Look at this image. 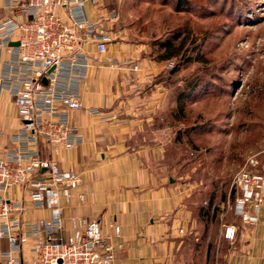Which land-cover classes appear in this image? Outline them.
I'll return each instance as SVG.
<instances>
[{
	"label": "rangeland",
	"instance_id": "374dc122",
	"mask_svg": "<svg viewBox=\"0 0 264 264\" xmlns=\"http://www.w3.org/2000/svg\"><path fill=\"white\" fill-rule=\"evenodd\" d=\"M101 8L97 12L116 9V22L108 25L113 40L136 48L127 57L152 67L142 84L133 81L145 68L126 73V95L135 98L136 110L125 117L138 119L127 144L148 151L151 173L165 176L171 197L158 240L130 243L122 234L127 262L248 261L242 234L259 222L235 216L234 180L243 169L264 174V0H104ZM168 40L180 52L163 58L170 55L163 47ZM184 92L190 96L182 107ZM227 224L238 226L235 241L223 237Z\"/></svg>",
	"mask_w": 264,
	"mask_h": 264
},
{
	"label": "built area",
	"instance_id": "2783aa9c",
	"mask_svg": "<svg viewBox=\"0 0 264 264\" xmlns=\"http://www.w3.org/2000/svg\"><path fill=\"white\" fill-rule=\"evenodd\" d=\"M90 4L101 10L104 0H6L11 14L0 19V47L11 59L4 65L0 90L11 94L22 124L0 156V238L9 243L0 264H117L125 248L121 226L110 224L113 232L106 234L99 219L72 217L71 232L65 233V207L82 179L43 153L84 142L69 110L83 107L79 92L95 59L88 48L106 54L113 41L108 24L117 19L116 9L90 18ZM234 186L235 216L244 224H257L264 174L243 169ZM11 187L23 195L7 197ZM28 208L48 210L50 216L28 220ZM238 233L236 224H227L223 237L232 242Z\"/></svg>",
	"mask_w": 264,
	"mask_h": 264
},
{
	"label": "crops",
	"instance_id": "0c3cea01",
	"mask_svg": "<svg viewBox=\"0 0 264 264\" xmlns=\"http://www.w3.org/2000/svg\"><path fill=\"white\" fill-rule=\"evenodd\" d=\"M5 3L6 0H0V19L11 14ZM87 10L90 18L97 17L93 5H88ZM132 51H136L133 44L122 39H114L103 55L98 54L94 46L88 48V53L95 59L80 89L86 109L71 112V120L84 142L72 149L58 147L55 153L53 150L51 153V149H43L44 155H52L63 169L77 171L82 176L80 187L65 207V233L71 232L72 217L83 216L99 218L106 232L110 231V223H118L124 239L130 243L156 241L162 235L158 232L165 223L160 218L170 210V188L165 189L164 175L151 173L152 169L147 164L151 162L147 161L148 151L133 150L127 144L132 139V130L136 129L138 119L125 117V114L136 110L131 108L135 98L126 95L125 82L131 78L126 73L132 66L145 68L144 74L137 73L139 77L133 81L142 84L148 80L146 67L152 68L146 61L127 57L133 54ZM10 59L11 53L0 47V77ZM91 109H99L101 113H93ZM144 110L147 112L149 109ZM21 124L11 94L0 90V156L12 146V136ZM22 195L20 188L11 187L6 196L14 199ZM80 195L85 196L84 202ZM159 195H162V204ZM163 204L167 205L166 209ZM24 216L28 220H36L49 217L50 212L28 208ZM240 246L248 254V261L245 258L243 263L264 264V205L259 223L242 234ZM8 248V240L0 238V262L2 252ZM123 253L118 254L117 264H130V260L127 262L130 254ZM25 254L30 256L27 250ZM153 256L158 258L157 252ZM136 258L132 261L135 262Z\"/></svg>",
	"mask_w": 264,
	"mask_h": 264
},
{
	"label": "trees",
	"instance_id": "16d2710c",
	"mask_svg": "<svg viewBox=\"0 0 264 264\" xmlns=\"http://www.w3.org/2000/svg\"><path fill=\"white\" fill-rule=\"evenodd\" d=\"M163 47L166 49V52L168 51V53L170 54L167 57H163V58H171L172 56L178 55L179 52H180L179 49H176V47L173 45V43L171 41H169V40L164 42ZM181 94L178 97V102L183 107V99L182 98H184L185 96L189 97L190 96V92L189 93H185L184 92V93H181ZM254 172H258V171H254ZM258 173H262V172H258ZM230 262L233 263V264H240L241 263L240 261H238V262L230 261ZM242 264H244V263H242Z\"/></svg>",
	"mask_w": 264,
	"mask_h": 264
},
{
	"label": "water",
	"instance_id": "95a60500",
	"mask_svg": "<svg viewBox=\"0 0 264 264\" xmlns=\"http://www.w3.org/2000/svg\"><path fill=\"white\" fill-rule=\"evenodd\" d=\"M19 44H20L19 42H11L10 43L11 46H18ZM51 70H53V68ZM44 82L47 83V80L44 79Z\"/></svg>",
	"mask_w": 264,
	"mask_h": 264
}]
</instances>
